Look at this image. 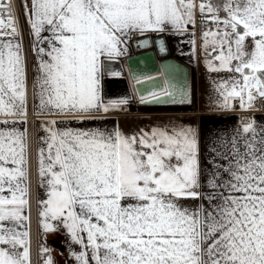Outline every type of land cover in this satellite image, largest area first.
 I'll return each instance as SVG.
<instances>
[{
    "label": "snow or ice",
    "instance_id": "snow-or-ice-1",
    "mask_svg": "<svg viewBox=\"0 0 264 264\" xmlns=\"http://www.w3.org/2000/svg\"><path fill=\"white\" fill-rule=\"evenodd\" d=\"M22 7L38 54L37 115L65 118L44 121L38 150L43 230L62 224L82 247L79 264H264V127L254 120L241 118L234 134L210 149L211 171L201 167L199 132L191 125L131 135L56 127L103 119L127 103L104 101L102 58L124 56L134 36L169 30L188 34L195 55L198 25L207 70L226 74L213 81L218 109L238 103L256 110L264 101V0H28ZM18 19L13 0H0L3 125L28 120ZM167 85L141 102L192 103L186 87L171 79ZM30 187L27 129L0 130V264H32ZM187 199L201 203L188 207ZM45 264H53L51 256Z\"/></svg>",
    "mask_w": 264,
    "mask_h": 264
},
{
    "label": "crops",
    "instance_id": "crops-1",
    "mask_svg": "<svg viewBox=\"0 0 264 264\" xmlns=\"http://www.w3.org/2000/svg\"><path fill=\"white\" fill-rule=\"evenodd\" d=\"M23 3L28 0H22ZM30 53H31V72L32 81L37 75L38 54L32 50L33 44L36 43L34 37L30 34L31 30L27 23ZM148 34V33H146ZM152 34V33H151ZM154 34V33H153ZM159 33H156L155 35ZM172 54L180 52V58L191 65L193 71V102L188 105H143L138 102L134 96V90L131 85L130 78L127 75H106L104 73L101 77V95L104 101H118L126 100L127 103L121 104L118 108L110 110L108 113H103V119L94 121H85L78 123L76 121H69L68 123H60L58 128H101L108 131L119 129L126 135H131L133 132H139L141 129L149 130L156 126H171L175 124L191 125L199 132L200 140V155L201 167L211 171V166L206 162L212 158L210 149L213 146H219L220 139L231 137L235 130L241 126V118L245 117L244 110L240 109L239 104L236 103L235 110H220L217 107L218 97L213 84L214 80L220 79L226 74L210 73L204 63V54L200 49V37H196V53L192 55V45L188 34H175L172 31L164 32ZM47 35V33H44ZM138 37V36H134ZM133 37V39H134ZM132 41V40H131ZM131 41L128 44V51L124 55L133 53L131 50ZM122 56V57H124ZM120 58V57H118ZM104 58H102L103 60ZM207 82L211 87L205 85ZM33 97V95H32ZM32 98L31 114V128L33 127V139H35V173H36V197L38 207V219L40 229V240L42 248H47L49 251L43 254L51 258L59 259L63 264H79L75 259L82 247L76 244L68 230L58 221L52 222L57 225L55 231L45 232L41 226V218L39 215L40 205L39 200L46 198L44 189L40 186L38 176V150L42 147V138L47 136L44 128L47 125L44 121L52 118L58 120L65 119L63 117H49L37 115L36 104ZM251 120H254L258 127H264V110L255 111L251 114ZM30 121L27 124L16 123L15 125L0 124V130H10L16 128L20 131L28 129ZM202 185L206 182L202 175ZM201 191L207 192L209 189L202 187ZM188 207H196L201 201L195 199H187L184 201ZM55 251H54V250Z\"/></svg>",
    "mask_w": 264,
    "mask_h": 264
},
{
    "label": "water",
    "instance_id": "water-1",
    "mask_svg": "<svg viewBox=\"0 0 264 264\" xmlns=\"http://www.w3.org/2000/svg\"><path fill=\"white\" fill-rule=\"evenodd\" d=\"M148 40V46L138 47L137 45ZM159 40H163L166 52H161ZM133 53L113 60L103 59V71L106 75H127L130 78L134 90V96L140 104L145 105H188L172 103L171 99L164 97L161 102L142 103L140 97L147 96L149 92L158 90L159 85H167L171 79L178 87H186L191 94L193 102V71L191 65L183 61L179 56L180 52L172 54L168 39L164 33L152 36L151 33L144 36L134 37L131 41ZM117 76V75H116ZM147 77H154L149 80ZM137 78L142 83L137 82Z\"/></svg>",
    "mask_w": 264,
    "mask_h": 264
},
{
    "label": "built area",
    "instance_id": "built-area-1",
    "mask_svg": "<svg viewBox=\"0 0 264 264\" xmlns=\"http://www.w3.org/2000/svg\"><path fill=\"white\" fill-rule=\"evenodd\" d=\"M13 4L15 7L16 15L18 16L19 27L23 33V51L26 56L28 62V77H29V103H28V120L30 121L29 129H28V144H29V155H30V192H31V259L32 264H45L46 256L43 254L41 240H40V229H39V219H38V207H37V197H36V173H35V139H33V127L31 128V120L33 119V115L31 114L32 110V95H33V81H32V72H31V51H30V43H29V35L27 22L25 17V12L22 7V0H13ZM199 20V15H198ZM154 33L153 35H155ZM196 37H200L199 25L196 31ZM264 110V101L258 100L256 102V110L252 111H244L245 120L251 119V114L255 111ZM54 250V249H53ZM55 251V250H54ZM53 264H63L59 259L52 258Z\"/></svg>",
    "mask_w": 264,
    "mask_h": 264
},
{
    "label": "rangeland",
    "instance_id": "rangeland-1",
    "mask_svg": "<svg viewBox=\"0 0 264 264\" xmlns=\"http://www.w3.org/2000/svg\"><path fill=\"white\" fill-rule=\"evenodd\" d=\"M23 3V2H22ZM221 75H223V73H220ZM205 82V81H204ZM205 85L208 87H211L207 82H205Z\"/></svg>",
    "mask_w": 264,
    "mask_h": 264
},
{
    "label": "bare ground",
    "instance_id": "bare-ground-1",
    "mask_svg": "<svg viewBox=\"0 0 264 264\" xmlns=\"http://www.w3.org/2000/svg\"><path fill=\"white\" fill-rule=\"evenodd\" d=\"M153 34V33H152Z\"/></svg>",
    "mask_w": 264,
    "mask_h": 264
}]
</instances>
